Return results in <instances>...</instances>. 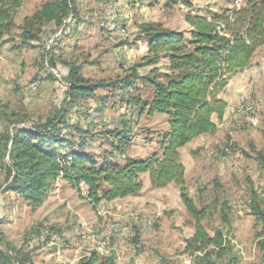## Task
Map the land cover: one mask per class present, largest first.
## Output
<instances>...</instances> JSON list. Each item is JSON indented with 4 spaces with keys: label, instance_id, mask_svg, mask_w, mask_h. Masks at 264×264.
<instances>
[{
    "label": "rangeland",
    "instance_id": "rangeland-1",
    "mask_svg": "<svg viewBox=\"0 0 264 264\" xmlns=\"http://www.w3.org/2000/svg\"><path fill=\"white\" fill-rule=\"evenodd\" d=\"M188 1L190 6L182 0L172 5H167L166 0H78L74 22L63 29L52 24L43 25L41 39L34 41L32 46H22V18L35 5V0H24V5L14 16V26L4 36L8 42L2 48L7 56L0 62V136L10 130L12 121H17L18 118H12L13 113L26 115L32 122L44 121L62 112L70 124L81 125L96 133L97 140L90 151L98 149L99 141L104 142L101 136L105 134L98 131L124 127L134 136L128 156H141L155 149L156 133L164 127L163 116L148 115L146 111L138 114L137 108L119 105L115 102L118 94L108 96L106 101L107 92L103 89L97 90V99L79 100L77 111L75 106L67 109L68 101L62 99L61 89L67 87V79L63 74H53L48 59L52 58L63 71H67V62L75 65L88 79L123 77L147 51V40L138 34L141 23L158 22L189 37L191 27L185 20L187 15L210 16L211 13L241 8L247 0ZM46 51L48 54L44 55ZM46 63H49L48 69ZM142 65L139 68L142 73H148L152 67H157L161 73L165 61L160 59L152 65ZM49 72L55 78L48 77ZM139 86L142 98H148L149 86ZM240 104H245L247 110L242 113H252L250 116L258 118L257 126L245 129H242L244 124L237 126L233 130L236 138L232 146L226 143L228 130L217 123L218 130L200 140V146L192 153L193 157L198 156L197 160H202L199 168L195 171L189 161L185 162V184L197 210H204L201 223L206 231L212 233L220 228L231 239L233 248L222 264L232 256L236 260L232 264H264L263 252L257 244L259 238H264L257 236L263 231L264 221L258 222L248 206L250 192L254 190L264 209V166L255 159L254 150L261 148L264 152V98L258 100L249 95ZM2 154L0 150L1 163ZM1 163L0 185L5 174ZM141 177L149 182L148 176L143 174ZM144 193L148 196L144 204L152 206L149 212L143 211L142 216L149 231L142 234L145 232L141 231L142 227L134 224L130 235L132 247L128 251L132 256L123 263L194 264L192 258L182 252L184 232L193 226V218L180 200L178 188L171 184L153 190L148 184ZM83 199L66 184L52 188L37 208H30L12 192L0 193V247L17 258L28 255L33 264H74L79 256L74 244L84 234L95 237L99 234L97 229L91 228L92 220L87 221L89 231L83 226L78 205L85 215L94 216L92 203ZM222 215L227 217L226 222ZM184 217H188L185 223ZM178 220L180 224H175ZM49 228L61 236L55 239L50 232H42L47 246L37 240L36 235L38 229ZM94 236L89 240H94Z\"/></svg>",
    "mask_w": 264,
    "mask_h": 264
},
{
    "label": "trees",
    "instance_id": "trees-1",
    "mask_svg": "<svg viewBox=\"0 0 264 264\" xmlns=\"http://www.w3.org/2000/svg\"><path fill=\"white\" fill-rule=\"evenodd\" d=\"M177 1L166 0V3L172 5ZM182 1L190 6L188 0ZM22 2L0 0V55L3 44L8 42L4 36L14 26V16ZM77 14L78 0H43L22 20L21 45L32 46L34 41H39L43 24L52 22L57 29H63L65 19L69 16L74 19ZM185 20L191 27L189 37L158 22L141 23L138 34L147 40V51L123 77L88 79L78 67L62 61L67 67L64 76L67 79V109L76 106L79 100L95 98L97 90L103 89L107 92L106 101L108 96L118 94L115 102L137 108L138 114L146 111L148 115H166L168 128L157 133L155 151L145 158L127 156L134 138L127 127L98 131L105 134L101 136L104 142L99 141L98 149L90 151L97 140L96 133L70 124L62 112L44 121L32 122L26 115L13 113L12 118H18L17 121H10V130L0 136L3 153L0 163L5 170L0 193L12 192L30 208H37L60 176L79 195L97 205L101 201L138 193L142 188L140 175L147 173L152 188L175 184L180 200L193 217L195 230L185 239L182 252L188 254L194 264H222L233 248L231 239L220 228L209 234L202 225L204 210H197L187 194L179 148L200 134L215 133L214 117L220 120L226 108L221 91L231 75L250 65L256 48L264 46V0H247L241 8L210 16L187 15ZM47 54L46 51L44 55ZM160 59L166 60L161 73L157 67H152L148 73L140 72L142 64L152 65ZM48 61L57 69L52 58ZM49 76H53L52 73L49 72ZM138 83L141 88L149 86L148 98H142ZM255 153V159L264 166V152ZM80 183L86 188L84 195ZM248 206L258 222L264 221V209L254 190L250 192ZM222 219L226 222L227 217L222 215ZM257 236H264V227ZM257 244L264 258V238H259ZM235 261L232 256L226 264ZM0 264L33 263L28 255L17 258L0 247ZM77 264L116 263L113 256H100L92 251Z\"/></svg>",
    "mask_w": 264,
    "mask_h": 264
},
{
    "label": "crops",
    "instance_id": "crops-1",
    "mask_svg": "<svg viewBox=\"0 0 264 264\" xmlns=\"http://www.w3.org/2000/svg\"><path fill=\"white\" fill-rule=\"evenodd\" d=\"M42 2H43V0H35V5H34L33 10L29 14H26L25 16H23V18L31 15L40 6V4ZM22 5H24V0L22 2ZM22 5H21V7H22ZM23 18H22V20H23ZM75 19L76 18L72 19L71 16L67 17L65 19L66 27L68 26L69 23L74 22ZM48 24H52L55 27L54 23H52V22H47L43 25H48ZM263 25H264V22H263ZM42 28H43V26H42ZM5 43L3 44V46L5 45ZM3 46H2V48H3ZM5 56H7L6 52L1 50L0 62L2 61V59ZM140 56H142V55H140ZM164 61H165V65H166V60H164ZM56 70L58 71L59 75L63 74V76H65L67 73V71H63L62 69H60V67L58 65H57ZM61 89H62V94H63L62 99H67V101H68V97L66 94L67 87L64 86V88L62 87ZM249 95L252 96L254 99L256 98L258 100L264 98V46H259L256 48V50L254 51V53L251 57L250 65L247 68H245L244 70L236 72L235 74L231 75L227 81V84L225 85V87L223 88V90L220 93V96L226 102V108L224 110V113H223L221 119L217 120L214 117V121L216 119L217 120V122L215 121L216 124L220 122V124L224 126V130H226V131L228 130V132H227L228 137L226 139V143L228 145H233V146L235 145L234 142H235L236 137L234 136V132H236V131H233V130L235 128L237 129V126H243V124H244L242 129H245L244 127H247V128H249L251 126L255 127L258 124V118L257 117L247 116L244 113H239L236 111L237 106ZM89 99H97V98L96 97L95 98H88V100ZM74 109L76 111L78 110L76 106L74 107ZM154 114H157L159 116H163L164 127H162L161 130L162 131L167 130L168 125H167L166 115L158 114V113H154ZM217 130H218V124H217L216 131ZM239 131H240V129H239ZM207 135H208V133L200 134L197 137L193 138L191 141H189L187 144H185L184 146L179 148V156H180V160L184 166V177L185 178H186V174H187V167H186V163H185L186 161H189L190 164L193 165V168L195 171L197 168H199V164L202 162V160H200V161L197 160L198 156L193 157L192 153L195 151V149L197 147L200 146V143H201L200 140L207 139ZM156 136H157V133H156ZM156 149H157V147L155 149H153L152 151H150L149 153H146V154L141 155V156L138 155V156H130V157L145 158L150 153L155 151ZM254 150L260 151L262 149L261 148L260 149L255 148ZM64 151L65 150L62 149L61 152L64 153ZM193 158H195V159H193ZM143 174L146 177L148 176L147 173H143ZM143 174H141V175H143ZM141 175H140V177H141ZM148 179H149V177H148ZM141 180H142V177H141ZM62 184H66L67 186H70L66 181H64L61 177H59V179H57L55 181V184H52L51 189L57 188L58 186H60ZM148 184L150 185V182H147V180H145V181L142 180V188L136 194L128 195L124 198H117V199H114L111 201H101L97 205L90 204V206L92 207L94 216L90 215V214L85 215L84 214L85 211H83L80 208V206L78 205L79 211H77V212L82 218V223H83L85 230L89 231V228H86L87 221L92 220L91 224H93V223L94 224H93V226L91 225L92 227L91 226L90 227L93 228V230L97 229L99 234L96 235L97 238L94 235H88V234L85 235L84 234L83 236L80 237V240H78L74 244L75 246H77L75 248V251H77V252L79 251V256L76 258L74 264H77L81 257L88 255L92 251L97 252L100 256H110V255L113 256L116 264H124L123 263L124 259L129 260L131 258L132 254L130 252L128 253V251L132 247L130 245V242H131L130 241V235L133 234L134 224L142 227L141 231H145V232H142V234H145L146 232L149 231L148 230L149 226L146 227V225H145L146 223L143 221L144 217H142V216H144V214L146 212H149L150 209L152 208L151 205L144 204L145 203L144 201L147 200V198H148V196H146V194L144 193L145 188ZM171 184H173V183H169L165 187L153 188V190H161V189H164ZM80 189L84 195L85 190H86L85 186L84 185L81 186ZM178 194H179V188H178ZM83 200H87L88 202H90L89 199H87L85 197ZM185 209H186V207H185ZM143 211L145 213H143ZM86 218H87V220H86ZM186 218H188V217H184L182 220L184 223L186 222ZM180 222L181 221L178 220L175 224H180ZM172 230H174V229H172ZM194 230H195V227H194V221H193V226H190L188 228V231L184 232L185 233L184 234L185 236L183 237L184 245H185V239L192 236L194 233ZM212 233H209V234H212ZM91 236H94V240L86 241V238H90ZM176 237H177V235H176ZM184 245H183V247H184ZM50 247H52V246H50ZM87 249H88V251H86ZM182 250H183V248H182ZM126 253H128V254L126 255Z\"/></svg>",
    "mask_w": 264,
    "mask_h": 264
},
{
    "label": "built area",
    "instance_id": "built-area-1",
    "mask_svg": "<svg viewBox=\"0 0 264 264\" xmlns=\"http://www.w3.org/2000/svg\"><path fill=\"white\" fill-rule=\"evenodd\" d=\"M51 68H53V67H51ZM53 69L55 70L56 75L59 74L58 71H57L55 68H53ZM28 90L30 91V86L28 87ZM249 100H250V99H249ZM236 111L239 112V113H242V112H244V111H247V110L245 109V104H239V105L237 106V108H236ZM5 160H7V155L5 156ZM80 184H81V185H84L83 183H80ZM42 232H50V233L52 234V238H55V239H56V236H61L59 233H57V232L51 230L50 228H49V230H42V229H39V230H38V233H37V235H36V238H37V240L43 242V243H44L45 245H47V246H48V241H44V240L42 239ZM86 240H89V238H86Z\"/></svg>",
    "mask_w": 264,
    "mask_h": 264
},
{
    "label": "bare ground",
    "instance_id": "bare-ground-1",
    "mask_svg": "<svg viewBox=\"0 0 264 264\" xmlns=\"http://www.w3.org/2000/svg\"><path fill=\"white\" fill-rule=\"evenodd\" d=\"M45 62V61H44ZM48 67V65H47V63H46V68ZM48 69V68H47ZM53 74L55 75L56 73H55V71L53 70ZM58 76V75H57ZM56 76V77H57ZM248 109V108H247Z\"/></svg>",
    "mask_w": 264,
    "mask_h": 264
}]
</instances>
